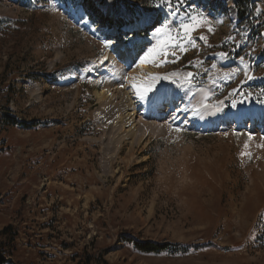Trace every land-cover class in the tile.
Instances as JSON below:
<instances>
[{"label": "rangeland", "instance_id": "obj_1", "mask_svg": "<svg viewBox=\"0 0 264 264\" xmlns=\"http://www.w3.org/2000/svg\"><path fill=\"white\" fill-rule=\"evenodd\" d=\"M127 1L136 16L114 0H0V116L29 126H0V250L9 264H264V33L238 27L234 0H184L175 17ZM196 13L210 21L198 47L140 63L168 39L155 27Z\"/></svg>", "mask_w": 264, "mask_h": 264}, {"label": "snow or ice", "instance_id": "obj_2", "mask_svg": "<svg viewBox=\"0 0 264 264\" xmlns=\"http://www.w3.org/2000/svg\"><path fill=\"white\" fill-rule=\"evenodd\" d=\"M184 0H176L175 4L173 3V0H161V3L157 5V7H166L168 9V14L171 17H175L179 15V9L181 6H183ZM205 24H210V21L207 19V17H204L202 13H196L195 15L189 14L187 22H181L178 27H173L168 21H164L160 23L158 27H155L153 29L152 35L157 38V42L159 43L160 40H162L164 37H167L168 39L164 42V47L160 49L159 52H157L156 48H150L147 50L145 55L141 58L140 63L143 64L145 62H152L155 63V66L159 67L161 66L160 63L155 62V57L162 55L167 57L169 54L175 56L176 50H179L181 52H186L188 50V47H198L196 40L192 37V33L199 28L203 27ZM209 32H213L214 29L212 27H208ZM183 33V35H181ZM200 40H204L207 42V38L204 36L199 37ZM230 39H232L230 37ZM187 42L188 47H185V43ZM171 49V52L168 51V49ZM221 57H227L228 53L221 52L219 54ZM243 60V57L240 58ZM174 62V61H172ZM213 68L216 67V65L212 66ZM189 78L192 77V73H188ZM248 79H251V77H247ZM134 87H137L134 85ZM152 89L150 86L148 87H137V94L140 96L141 99L145 98V93L151 92ZM178 119V116H173V120ZM177 132H180V128L174 129ZM249 140L252 139L251 136L248 137ZM259 147H264V145H259ZM245 148H248V145L245 144ZM242 155H248L249 158H251L250 153H242Z\"/></svg>", "mask_w": 264, "mask_h": 264}, {"label": "trees", "instance_id": "obj_3", "mask_svg": "<svg viewBox=\"0 0 264 264\" xmlns=\"http://www.w3.org/2000/svg\"><path fill=\"white\" fill-rule=\"evenodd\" d=\"M27 1V0H24ZM32 1V0H28ZM38 4H45L50 0H35ZM115 8H114V14L115 16H119L121 13H125L129 17L136 16L135 11L133 8H131V3H129L127 0H114ZM257 0H234L233 2V8L235 9L236 18L238 20V27L241 28L246 24V22H249L247 28L251 30L255 34V36H258L259 34L264 33V19L263 15L259 14L257 12ZM257 16L255 17V15ZM262 18V19H261ZM223 52H227L226 49L221 48ZM256 88H259L257 85ZM0 126L3 127H29L26 123L20 121L18 118L12 116L10 113L5 114L3 116H0ZM2 235H12L11 233V227L5 228L2 233ZM128 242H131V240H126ZM11 242V243H10ZM14 243V239H9L7 245H3V247L10 248V244ZM135 249L142 254H161L165 252H176L171 250L172 247H168L167 245H160L150 242L145 243H134ZM6 249L0 250V264H9L10 259L7 257V253L5 252ZM10 257V255H9Z\"/></svg>", "mask_w": 264, "mask_h": 264}, {"label": "bare ground", "instance_id": "obj_4", "mask_svg": "<svg viewBox=\"0 0 264 264\" xmlns=\"http://www.w3.org/2000/svg\"><path fill=\"white\" fill-rule=\"evenodd\" d=\"M144 25L142 26H135L133 28L134 31H137V30H141ZM150 43V39L149 38H144V37H141V38H137L135 40V43H134V48L136 49L138 46H143V45H146V44H149ZM113 47H115V44L112 46V50H115L113 49ZM117 49V47H116ZM134 53V52H133ZM137 54V52L135 51L134 53V56ZM137 56V55H136ZM126 59V58H125ZM131 95V94H130ZM129 96V95H128ZM126 97L127 100L125 101L126 104H128L129 102H131V111H133V101L134 98H130V97ZM158 98V97H157ZM166 98H168L167 102L165 103L164 101H159L156 103V107L155 109H159V112L162 110V108H164L167 104H170V105H173L175 100L172 99L169 95H166ZM128 107V106H127ZM126 107V108H127ZM247 112V111H246ZM151 114V110L149 108V106H146L144 108H142V112H141V115H149ZM133 115V114H132ZM159 115V114H158ZM230 114L226 115V119H229L230 118ZM127 117H132L130 113H128ZM236 118V123H240V122H243V121H251L252 123L256 121L257 119V116L254 112H250V113H246L244 115H241V116H236L234 117ZM198 127H201V124H197Z\"/></svg>", "mask_w": 264, "mask_h": 264}]
</instances>
